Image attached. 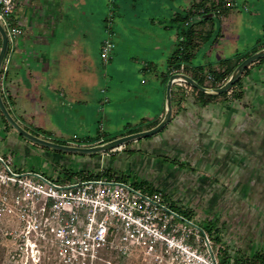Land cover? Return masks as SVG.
<instances>
[{"label":"rangeland","instance_id":"374dc122","mask_svg":"<svg viewBox=\"0 0 264 264\" xmlns=\"http://www.w3.org/2000/svg\"><path fill=\"white\" fill-rule=\"evenodd\" d=\"M188 1L192 0H102L100 8L94 10L85 36L76 37L77 45H83L86 48L83 53L87 55L77 53L70 58L93 77L82 90L86 100L82 98L74 103L70 101L68 90L62 95L60 90L52 89L48 94L43 92L51 104L30 106V121L21 120L13 111L12 114L28 129L42 127L43 136L69 145L87 146L95 139L123 132L126 124L143 127L155 117L153 112L161 107L163 100L159 72L165 69L166 57L176 42V25L169 16L190 4ZM229 1L236 9L222 18V50L210 52L204 44L195 62L216 60L248 48L256 39L264 40V0ZM2 21L9 32L10 24ZM74 41L72 37L71 42ZM108 41L113 45L105 52ZM58 44L62 46L64 40ZM180 83L174 82L175 88H179L175 92L183 86ZM224 105L244 107L242 100H227ZM42 109L47 113L46 122L38 123L33 116ZM209 111L193 123L190 119L184 120L181 125L187 126L185 131L180 125L176 126L171 145L168 139L162 138V131L147 139L131 141V147H138L162 138L160 145L145 147V151L152 149V156L156 158L148 164L140 165L136 156L124 153L120 146L89 156L46 150L22 139V144L16 145L12 153L2 152L12 154L21 168L41 170L50 177L58 172L62 175V167L95 171L103 166H117L126 174L122 180L143 192L162 191L169 201H174L173 205L191 208L193 220L199 226L208 220L214 221L221 227L223 242L232 249L252 253L264 247V164L259 152L262 138L257 135L250 141L252 137L243 130L234 137H221V132H225L220 128L222 122L213 120L217 115ZM181 141L191 143L186 149L189 157L179 151ZM251 143L258 144V148L250 147ZM117 152H121L120 155ZM161 154L189 161L193 168L183 169L166 162ZM79 178L75 174L74 179ZM142 180H147L148 184L140 183ZM180 213L188 215L183 210ZM6 226L4 215L0 219V264H57L47 248L40 246L36 250L39 245L29 247L27 244L20 248L22 239L5 233ZM212 246L215 253L216 246ZM105 255L118 261L117 264H139L135 254L121 258ZM95 264L109 263L98 261Z\"/></svg>","mask_w":264,"mask_h":264},{"label":"built area","instance_id":"2783aa9c","mask_svg":"<svg viewBox=\"0 0 264 264\" xmlns=\"http://www.w3.org/2000/svg\"><path fill=\"white\" fill-rule=\"evenodd\" d=\"M15 6L16 0H0L3 26ZM10 31L19 29L10 25ZM112 45L108 41L104 51ZM163 198L160 190L143 192L112 177L64 180L59 172L50 177L21 168L0 150L5 233L21 238L20 248H47L57 264L118 263L105 254H135L139 264H219L205 231Z\"/></svg>","mask_w":264,"mask_h":264},{"label":"crops","instance_id":"0c3cea01","mask_svg":"<svg viewBox=\"0 0 264 264\" xmlns=\"http://www.w3.org/2000/svg\"><path fill=\"white\" fill-rule=\"evenodd\" d=\"M101 1L16 0V6L6 21L10 25L17 26L19 31L13 34L10 29L9 32L6 30L8 45L7 53L2 61L0 89L5 97L11 98L10 109L18 118L28 122L30 121L31 105L45 106L51 104L50 98L45 93L48 94V91L52 89L60 90L62 95L65 94V90H68L71 94L70 101L74 103L82 98L86 100L87 96L82 90L86 89V85L91 83L90 79L93 77L88 70L80 69L75 62H71L70 58L77 56V53L83 56L87 55L83 53L86 48L81 44L77 45L76 37L78 34L85 36L86 27L91 25L94 10L100 8ZM178 5H182V3H178ZM72 37L75 40L74 42H71ZM222 37L216 44L211 47L207 46L208 51L211 52L214 49L221 51L220 41ZM60 40H64L62 46L58 44ZM177 89L179 88L174 86V90ZM183 89V86H181L180 90L182 92ZM180 90L174 92V95L181 94ZM189 98H191L190 101ZM189 98H187L184 108L180 106L181 108L179 107L174 112L167 127L162 131V138L168 139V143L171 145L174 142V134L178 128L176 126L180 125L185 131L187 126L185 128V124L184 126L181 125L184 120L190 119L193 123L198 118L205 117L206 110L210 109L209 112L217 115L213 117V120L215 119L219 123L222 122L220 128H222L221 131L225 130V132H221V137H234L235 134L243 130L248 136L252 137L249 138L250 141L257 135L262 138V142L259 144V152H261L262 163L264 164V61L256 65L254 69L252 68L251 73L244 80V95L241 99L244 105L243 108L226 107L224 103L227 100H218L202 105L194 102L192 97ZM228 102L231 101L228 100ZM207 107L209 108L207 109ZM163 110L164 99L161 101V107L157 108L153 114L163 115ZM219 116L221 117L219 118ZM33 117L38 123H45L47 113L45 109H42L41 113L37 112V115ZM162 138L153 143L148 142L147 144V142H144L142 146H132L138 150L131 155L136 156L137 160L140 161V165L143 162L145 164L151 163V159L156 160V158L152 156V149L151 151H145V147L160 145ZM22 139L14 128L11 129L4 124L0 116V150L12 153L16 145L22 144ZM189 145H191L190 142L181 141L179 150L187 157L190 154L186 150ZM251 146L258 148V144L251 143ZM117 153L120 155L121 152ZM187 162L190 163V167L180 168H191V162ZM108 167L121 172V169L117 166L108 165ZM203 168L205 169V166Z\"/></svg>","mask_w":264,"mask_h":264},{"label":"trees","instance_id":"16d2710c","mask_svg":"<svg viewBox=\"0 0 264 264\" xmlns=\"http://www.w3.org/2000/svg\"><path fill=\"white\" fill-rule=\"evenodd\" d=\"M235 6L230 3L229 0H192L187 7H184L180 10H176L173 12L172 16L169 20L176 25V42L168 53L166 57V67L163 71L159 72V75L162 79L163 83V99L165 94V83L167 78L171 73L174 72H183L187 75L191 76L194 80H196L199 84L207 87H215L222 84L230 75L234 67L247 55L256 51L257 49L264 46V40L256 39L251 46L244 50H236L233 54L221 57L217 60H209L205 62H195L196 57L202 45L206 44L211 47L216 44L220 38L223 36L222 31V18L223 16L228 15L231 11L235 10ZM7 52H5L6 55ZM4 55V57H5ZM3 57V59H4ZM3 61V60H2ZM264 61V55L256 58L247 64L240 72L237 79L232 83V85L225 91L220 93H210L202 91L196 87L191 86L186 82H181L186 89H183V92L178 95H174V83L172 84L171 89V105H172V119L174 112L179 109L185 107V102L188 97H192L194 102H198L202 105H206L209 103L216 102L218 100H241L244 95V80L251 73V70L256 65L262 63ZM2 63L0 65V72L2 71ZM151 65H155V63L151 62ZM0 94L3 99V102L12 115V117L21 125V123L14 117L10 109V103L12 102L11 98L5 97L2 90L0 89ZM176 105V109H175ZM180 107V108H181ZM1 119L4 124L13 129L11 124L5 119V117L0 112ZM162 115H155L151 121L145 123L142 127L138 126H130V124H126L124 127V131L105 138H98L88 145L97 144L103 141H107L113 139L115 137L128 134L131 132L143 130L154 126L159 122ZM170 120L163 125L157 132L152 133L147 136L139 137L136 140H141L143 138L147 139L158 132L163 131ZM24 129L29 131L30 133L40 136L42 138L53 140L48 137L43 136V132L45 131L42 127L34 126V130L28 129L27 127L21 125ZM20 137H22L26 141H30L29 139L23 137L21 134L17 133ZM135 140V139H134ZM59 142L57 140H53ZM133 140H129L121 145L120 148L123 149L128 155L135 153L138 149H135L129 145V143ZM65 143V142H59ZM43 149H48L58 153H65L68 151L59 150L53 147L44 146L38 144ZM118 147V146H116ZM114 147V148H116ZM112 149V148H111ZM109 149V150H111ZM105 151H96L90 153H82V152H74L81 155H89L94 156L101 152ZM72 152V151H69ZM160 157L162 160L166 162H171L179 167H190V163L183 162L178 158L171 157L167 154H161ZM192 168V167H191ZM62 171V177L64 180L74 179L75 174L80 176L83 179L86 178H95V177H105V178H115V179H125L126 174L121 173L113 169L112 167L103 166L102 168L92 171V170H70L67 167L60 168ZM79 178V179H81ZM140 183L148 184L147 180H142ZM163 193V192H162ZM164 195V201L168 202L167 204L175 210L177 213H180V210L187 212V219L193 220L194 211L191 208H182L181 205H173L174 201H169V197ZM188 209V210H186ZM190 216V217H188ZM202 229L205 231L208 236L209 243L211 248L216 246L215 253L218 257L219 264H264V247L258 248L254 250L252 253H246L241 248L232 249L229 245L225 244L222 240L221 236V227L215 225L214 221L208 220V222L204 225H200ZM206 227V228H204ZM234 251V254L231 253Z\"/></svg>","mask_w":264,"mask_h":264},{"label":"water","instance_id":"95a60500","mask_svg":"<svg viewBox=\"0 0 264 264\" xmlns=\"http://www.w3.org/2000/svg\"><path fill=\"white\" fill-rule=\"evenodd\" d=\"M0 36H1V44H0V65L3 60V57L5 55L7 45H8V34L3 26V24L0 22ZM264 55V46L257 49L256 51L252 52L251 54L244 57L232 70L228 78L220 85L215 87H207L199 84L196 80H194L191 76L187 75L183 72H174L169 75L167 78V81L165 83V94H164V110L163 115L158 123H156L154 126L139 130L135 132H131L128 134H124L118 137H115L113 139L103 141L97 144L93 145H69V144H62L55 141H51L45 138H42L40 136L34 135L24 129L9 113L7 110L3 99L0 94V112L5 117V119L11 124V126L14 128V130L21 134L23 137L31 140L32 142H35L37 144H41L48 147H53L59 150L64 151H72V152H82V153H90V152H96V151H105L111 148H114L116 146H119L129 140H134L139 137L147 136L152 133L157 132L163 125H165L171 118V112H172V105H171V89L172 84L176 81L179 82H186L190 84L193 87H196L202 91L210 92V93H220L225 90H227L232 83L237 79L239 76L241 70L249 64L251 61L255 60L258 57H261Z\"/></svg>","mask_w":264,"mask_h":264}]
</instances>
